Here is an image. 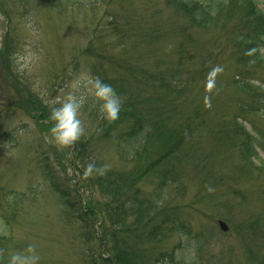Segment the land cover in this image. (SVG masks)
Returning a JSON list of instances; mask_svg holds the SVG:
<instances>
[{"label": "rangeland", "instance_id": "rangeland-1", "mask_svg": "<svg viewBox=\"0 0 264 264\" xmlns=\"http://www.w3.org/2000/svg\"><path fill=\"white\" fill-rule=\"evenodd\" d=\"M30 1L27 10L19 0H9L4 8L9 19L0 4V264H8L13 254L31 255L29 246L39 256L38 264H111L104 250H96L98 242L93 240L85 249L74 226L66 224L60 201L45 182L40 165L41 160H49L60 181L77 190L78 202L86 199L97 209L96 196L83 179V168L73 148L60 149L52 142L49 116L52 107L59 106L71 91L70 83L79 74L93 75L97 61L110 57H123L140 66L146 62L151 65L154 59L175 65L180 80L189 82L179 102L190 107L194 100L209 126L213 128L219 120L222 124L216 131L230 133L231 137V143L223 140L218 148L210 146V138H195L199 149H208V155L216 149L217 154L206 169L192 162L182 176V188L171 189V208L176 207L188 220L190 235L160 238L152 247L156 257H168L177 249L172 264H261L264 169L260 160L247 162L242 158L241 139L233 136L232 130L238 122L259 137L260 133L264 135V119L255 112H240L241 103L247 100L235 82L242 81L237 76L243 67L237 66L229 35L221 29L193 31L196 44L190 42L187 52L179 50L182 43L175 32L177 28L183 31L186 19L177 16L164 0H77L84 4L76 6L64 0ZM128 16L141 19L145 30L144 25L155 17L152 29L157 28L160 34L164 29V36L145 45L121 48L114 30ZM233 27L236 29V24ZM11 50L13 57L7 60L5 56ZM28 52L36 59L18 74L14 57ZM184 52L190 61L179 63L178 54ZM204 57L205 65L200 62ZM217 66L223 71L213 77L215 87L209 89V72ZM245 79L264 87V70L254 71ZM257 108L260 114L262 107ZM98 113L89 98L81 111L84 135H94L101 116ZM92 141L94 157L106 167L130 169L119 161L113 147L99 140L98 134ZM260 154L264 161V154ZM194 157L196 162H204L200 154ZM147 186L144 189L151 196L152 187ZM89 210L87 207L83 211ZM219 220L230 227L227 234L219 230ZM253 224L260 228L254 230ZM95 232L109 243L103 229L97 226Z\"/></svg>", "mask_w": 264, "mask_h": 264}, {"label": "trees", "instance_id": "trees-1", "mask_svg": "<svg viewBox=\"0 0 264 264\" xmlns=\"http://www.w3.org/2000/svg\"><path fill=\"white\" fill-rule=\"evenodd\" d=\"M64 1H67L69 6L71 3L75 6L84 4L83 1L77 0ZM164 1L177 16L186 19L183 31L175 29L182 43L179 50L188 52V44L190 42L196 44L193 31L221 29L224 34L229 35V43L235 50L237 66L243 67L237 76L242 79L240 81L242 84L235 82L247 100L241 103L240 112L241 114L255 112V116L264 119V87L260 83L259 86L253 83L255 82L253 80L245 79L254 71L264 70V54L257 51L251 56L246 55L249 49H264V11L260 9V3L263 1ZM19 2L28 10L30 0ZM0 4L7 16L4 8L8 7L9 0H0ZM51 7L53 9V6ZM158 10L160 13L162 9L158 7ZM7 18L9 19L8 16ZM154 21L155 17L144 25L146 30L142 27L141 19L129 16L122 20L119 27L115 23L114 31L122 44L121 48L127 44L145 45L163 37L164 29L161 34L157 28L152 29L155 26ZM235 24L236 29L233 27ZM9 44L12 46L11 42ZM187 52L178 54L179 63L190 61ZM12 57L11 50L5 58L8 60ZM103 60L105 61L101 59L97 61L98 68L94 70L93 76L109 83L121 96L123 104L120 116L111 123L100 116L94 135L89 137L86 133L72 147L76 159L80 162V168L81 166L83 168L81 170L83 179L96 196L94 204L97 205V209L86 199L78 202L76 198L80 199V196L77 190L66 187L60 181L49 160L40 161L44 180L58 197L66 224L74 226L76 229L74 232L81 237L80 241L85 249L89 248L94 240L100 243H97L96 250H104L110 256L111 264H172L177 249L171 251L168 257L164 255L156 257L155 249H152L165 235L178 234L183 237L190 235L188 220L182 218L176 207L171 208L168 200L171 189L176 186L182 188V176L192 162L196 167L206 169L212 164L214 160L212 157L217 154L216 149L212 150L211 155H208V149H199L196 137L210 138L212 141L210 146L216 145L218 148L223 140L231 143L230 133L216 131L215 128L222 124L219 120L211 128L204 113L199 107L194 106V100L190 107L179 102L181 94L185 92L183 89L189 82L184 83L183 79L180 80L175 65L163 63L164 59L162 61L154 59L151 65L146 62L141 66L132 64L123 57ZM200 62L205 65V57L200 59ZM107 64L111 65L110 69ZM258 105L262 107L260 114L257 113L260 109L257 108ZM38 117L45 118L40 113ZM175 118L179 121L175 122L173 120ZM206 129L209 130L207 136L203 135ZM95 134L99 135L100 141L113 147L119 161L129 165L130 169L116 170L113 167H106L97 160L91 148ZM232 135L241 139L239 149L242 158L247 162L260 160L264 169V161L260 158V152L264 154L263 133L256 137L247 131L244 125L236 122ZM164 136H166L164 142L160 143ZM194 154H200L204 162H196ZM89 163L94 164L96 169H102V173L94 171L91 175H85ZM146 184L147 187H152L151 196L144 189ZM87 207L90 210L84 212ZM97 226L105 231L108 244L102 235L98 236V232H95ZM259 228V225L253 224L254 230ZM1 244L3 243L0 242ZM261 264H264V255Z\"/></svg>", "mask_w": 264, "mask_h": 264}, {"label": "clouds", "instance_id": "clouds-1", "mask_svg": "<svg viewBox=\"0 0 264 264\" xmlns=\"http://www.w3.org/2000/svg\"><path fill=\"white\" fill-rule=\"evenodd\" d=\"M257 51L264 54V49H249L246 55L251 56ZM35 59V55L30 52L15 56L13 62L17 73L27 70ZM222 71L223 69L219 66L211 69L206 85L209 89L215 87L213 77ZM253 83L259 86L258 81ZM70 88L71 91L58 102L59 106L52 107L49 116L52 122L49 135L52 142L60 149L73 147L84 135L81 111L89 98L103 119L110 123L119 118L123 104L121 96L109 83L86 72L79 74L70 83ZM94 171L102 173V169H96L94 164L89 163L85 169V175H91ZM27 252L31 255H11L8 264H38L39 256L35 254L34 248L29 246Z\"/></svg>", "mask_w": 264, "mask_h": 264}, {"label": "water", "instance_id": "water-1", "mask_svg": "<svg viewBox=\"0 0 264 264\" xmlns=\"http://www.w3.org/2000/svg\"><path fill=\"white\" fill-rule=\"evenodd\" d=\"M219 227H220V229L223 231V232H228L229 231V227H228V225L225 223V222H223V221H219Z\"/></svg>", "mask_w": 264, "mask_h": 264}]
</instances>
